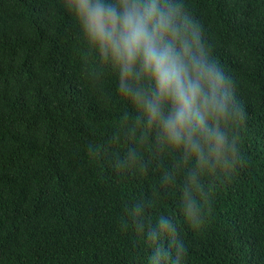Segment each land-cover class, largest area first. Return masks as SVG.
Wrapping results in <instances>:
<instances>
[{
  "label": "trees",
  "instance_id": "trees-1",
  "mask_svg": "<svg viewBox=\"0 0 264 264\" xmlns=\"http://www.w3.org/2000/svg\"><path fill=\"white\" fill-rule=\"evenodd\" d=\"M177 2L239 111L211 166L162 139L64 0H0V264H264V0Z\"/></svg>",
  "mask_w": 264,
  "mask_h": 264
},
{
  "label": "clouds",
  "instance_id": "clouds-1",
  "mask_svg": "<svg viewBox=\"0 0 264 264\" xmlns=\"http://www.w3.org/2000/svg\"><path fill=\"white\" fill-rule=\"evenodd\" d=\"M64 3L89 44L118 69L121 92L157 126L162 139L202 164L224 160L229 144L222 125L239 115L230 77L177 0ZM186 213L193 214L191 205Z\"/></svg>",
  "mask_w": 264,
  "mask_h": 264
}]
</instances>
